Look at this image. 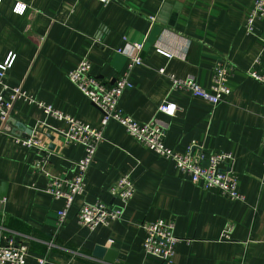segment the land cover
<instances>
[{"label": "crops", "instance_id": "1", "mask_svg": "<svg viewBox=\"0 0 264 264\" xmlns=\"http://www.w3.org/2000/svg\"><path fill=\"white\" fill-rule=\"evenodd\" d=\"M255 2L111 0L105 5L97 0H0V63L11 54L16 57L5 78L10 88L21 87L37 102L99 128L102 111L67 74L86 57L95 77L114 83L130 64L118 50L127 43L141 44L143 63L133 68L132 87L119 107L140 124L157 116L166 129V146L178 153L196 143L231 154L245 200L205 191L181 175L173 162L110 121L87 172L85 192L64 227L58 228L63 201L47 192L48 182L70 177L84 148L46 128L65 131V121L19 100L8 121L0 120V185H8L0 201V245L8 237L29 244L27 264L44 257L50 242L54 247L47 264H165L144 254L141 225L171 219L181 239L172 264H264V84L247 73L260 58L258 71L264 74V17L256 20L254 34L246 31ZM220 60L234 67L232 92L224 102L212 106L188 91L172 89L167 75L190 77L210 88ZM162 69L166 75L159 73ZM165 100L177 106L174 117L157 115ZM33 134L47 145L45 154L15 140ZM127 175L135 180L136 192L122 220L94 231L81 227L80 206L96 201L118 205L110 189ZM96 246L115 252V261L97 258Z\"/></svg>", "mask_w": 264, "mask_h": 264}, {"label": "built area", "instance_id": "2", "mask_svg": "<svg viewBox=\"0 0 264 264\" xmlns=\"http://www.w3.org/2000/svg\"><path fill=\"white\" fill-rule=\"evenodd\" d=\"M105 5L111 0H97ZM264 17V0H256L251 10L246 31L248 34L255 33V22ZM155 22V18L150 19ZM126 41V40H125ZM143 45L127 43L126 48L119 49V53L127 55L130 59L125 72H123L114 83L99 80L91 73L92 64L88 58H83L80 65L68 72V79L77 89L103 113V119L99 128L92 127L76 118L64 114L55 109L52 105L37 102L23 88H10L6 82V74L15 63V55L11 54L0 63V120L5 124L19 100L29 104L38 105L47 117L58 121H65L68 129L61 131L70 144H80L84 148L83 157L74 163L72 175L67 178L53 177L49 179L47 192L55 199L62 200L63 206L57 213V226L62 228L72 210L76 199L83 195L86 187V175L90 169L99 145L103 142L104 127L115 121L138 143L145 146L159 157L174 163L176 170L183 176L189 178L192 183L200 185L205 191H217L233 201L244 202V196L238 190V180L232 166L234 158L225 152L206 150L196 143H192L188 150L181 154L165 144L166 129L160 123L157 116L146 124H140L128 116L119 107L120 99L126 90L132 87L130 74L136 65H141ZM162 54L170 57L160 51ZM262 65L261 59L255 61V68L251 67L247 73L253 80L264 84V74L258 71ZM166 75L164 69L159 71ZM234 73V67L227 60H220L214 68L213 83L210 88L201 87L193 78H177L174 75H167L171 81L172 89L175 91H188L193 96L207 101L212 106L224 102L231 94L232 88L230 78ZM177 113V106L168 101L159 104L157 115L163 114L174 117ZM17 144L27 149H37L45 154L48 147L36 135L29 138H16ZM264 149V136L262 140ZM48 161L44 159V162ZM205 163L208 165L205 166ZM136 192L135 180L130 176L121 177L110 189L111 195L118 200V205H110L101 201L94 203L85 202L80 206L77 218L81 227L90 231L100 226H108L113 221H120L124 217L126 208ZM145 232L143 252L147 257L163 261L165 264H172L175 257V250L181 239L176 236V223L171 219H159L154 222H144L141 225ZM232 226L229 225L225 237L229 238ZM54 243L48 244L47 254L39 258L36 264H47L49 253ZM29 244L16 243L12 237L7 238L5 244L0 245V264H27Z\"/></svg>", "mask_w": 264, "mask_h": 264}, {"label": "water", "instance_id": "3", "mask_svg": "<svg viewBox=\"0 0 264 264\" xmlns=\"http://www.w3.org/2000/svg\"><path fill=\"white\" fill-rule=\"evenodd\" d=\"M46 128L53 134H57V135H61L64 136V134H62L61 132L55 130L52 127H48L46 126ZM48 137L53 140L54 136H51V134H48ZM51 148H53V146H51ZM208 164L205 163V166H207ZM7 189H8V185L6 183H3L0 185V201H3L6 196H7ZM95 256L99 259H106L107 261L113 263L116 259V253L109 251L107 248L101 247V246H96L95 248V252H94Z\"/></svg>", "mask_w": 264, "mask_h": 264}]
</instances>
